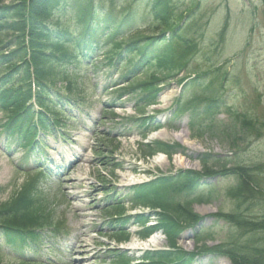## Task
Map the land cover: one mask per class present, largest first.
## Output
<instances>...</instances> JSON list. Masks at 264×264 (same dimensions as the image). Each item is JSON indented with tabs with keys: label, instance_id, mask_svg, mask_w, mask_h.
Segmentation results:
<instances>
[{
	"label": "trees",
	"instance_id": "trees-1",
	"mask_svg": "<svg viewBox=\"0 0 264 264\" xmlns=\"http://www.w3.org/2000/svg\"><path fill=\"white\" fill-rule=\"evenodd\" d=\"M71 1L10 0L6 5L0 0V110L11 115L9 133H14L19 125L30 129L33 94L45 107L50 104V91L57 90L59 83L67 84L64 89L60 87L68 93L66 103L83 106L90 90L89 72L105 78L106 84L113 86H118L119 82H128L129 86L137 84L139 89L121 91L130 95L139 91L140 94L137 92L132 98L140 109L156 104L165 90L163 85L167 79L183 72L185 78L195 76L187 82L186 89L194 86L202 90L190 100L189 128L194 138L210 132L221 139L235 141L237 148L243 146L239 143L240 138H243V144L262 138L264 122L260 120L238 116L234 125L222 122L219 125L217 115L223 104L219 85L223 74L219 68L209 81L206 79L209 73H196L192 69V62L200 53L199 43L192 35L193 7L182 0H132L126 8L116 5L115 0ZM67 5L77 9L81 28L70 31L69 27L61 34L57 31L58 13ZM98 11L105 16L104 23L93 24ZM145 18L151 20L147 28L152 35L138 32L139 21ZM132 32L136 33L130 36ZM101 51L104 60L94 63L93 55ZM115 73L119 76L113 81ZM139 75L143 80L136 83L134 80ZM184 113L183 110L177 111L175 119H180ZM40 119L46 121L42 114ZM150 121L153 123V119ZM134 123L139 124L145 136L149 130L147 120L139 119ZM55 124L59 125L60 119ZM239 134L241 137H236ZM149 149V155L161 151L169 156L182 150L179 146L162 142H156ZM209 157L212 156L204 155L205 159ZM224 167L222 171L207 168L203 173L179 171L131 191L134 202L161 210L156 213L160 225L147 229L143 236L162 229L171 247L170 251L147 253L142 264H193L197 258L206 255L226 257L232 264H264V164ZM219 175L238 179V185L228 193L236 202V210L216 216L235 232L230 242L212 248L203 245L196 252L187 253L177 247V240L189 226L202 218L180 204L173 205L169 197L171 194H193L200 188L204 177ZM212 196L210 193L204 202H209ZM30 203L27 195L8 208L6 205L0 208V216H3L0 218V232L8 240H13L11 234H14L24 241L32 228L44 222L41 218L25 217ZM18 214L21 218L17 217ZM136 222H141L140 217ZM120 264H131V260L122 257Z\"/></svg>",
	"mask_w": 264,
	"mask_h": 264
},
{
	"label": "rangeland",
	"instance_id": "rangeland-1",
	"mask_svg": "<svg viewBox=\"0 0 264 264\" xmlns=\"http://www.w3.org/2000/svg\"><path fill=\"white\" fill-rule=\"evenodd\" d=\"M115 1L116 4H121L120 0ZM182 3L193 7L192 35L200 47L197 59L192 62V69L199 73L222 68V72L226 74L221 83L220 94L223 95L224 106L220 112L219 125H222L221 122L234 125L238 115L264 122V0H182ZM124 5H128V2ZM71 16L72 12L68 10L63 21L69 20ZM144 29L146 28L141 29V33L152 35L151 31ZM182 77L184 76L175 77L165 93L172 100L163 103L161 99L157 108L146 109L147 116L156 114L161 124L171 121L173 114L169 111L173 108L175 98L180 95ZM193 91L200 92L194 88L187 90V93L191 95ZM116 97L117 94L111 89H97L82 114L79 115L76 109H72L73 119L67 120V125L73 126V131L68 133L70 138L66 136L62 142L60 140L61 143L53 144L58 149L62 148L61 156L53 158V166L56 167L61 162L65 166L63 169L55 168L54 175L44 177V182L40 184L43 191L41 197L47 195L54 215L63 222L64 235L56 239L53 234L46 233V241L52 242L57 253H50L47 246L42 245L38 256L43 264L50 261V264H110L108 250L117 245L109 232L108 203L105 198L108 192L116 188L117 201H122L125 197L122 188L128 185L127 178L134 176L136 180L144 182L193 167L195 170L211 168L220 171L224 166L230 169L238 165L254 167L264 163V130L262 138L251 143L243 144V138H240L239 143L243 146L237 148L235 141L224 140L210 133L202 138H193L187 127L188 119L185 118L183 122H173L179 127V131L165 128L160 131L162 137L152 139L151 142L180 144L188 150V157L179 154L172 159L167 157L168 165L165 168L157 166L153 159L146 158L145 148L140 146L146 140L139 136L128 138L122 135L126 129H130L125 121L127 116L134 115L136 109L132 104L127 105L126 110L121 109V103L113 106ZM115 109L119 110V116H115ZM163 113L167 116L162 117ZM4 122L5 119L0 114V125ZM183 130L186 132L182 133ZM239 136L241 134L236 137ZM16 145L8 144L4 136L0 135V190H3L0 203L11 201L17 196L18 188L29 180L26 171L35 166L32 161H43L42 157L34 154L26 162L24 156L27 150L23 147L21 151H17ZM52 153L55 155L57 151L53 150ZM206 153L213 154L214 158L206 163L197 160V157ZM185 158L191 161L190 167L182 164ZM46 160L44 157V161ZM177 161L181 164L176 165ZM237 184V179L230 176L209 178L194 196L181 198L182 202L195 199L187 209L205 219L197 227V232L192 228L181 237L178 241L180 248L193 252L200 247L201 243H197L196 235L205 238L203 243L208 247L230 240L235 231L228 225L217 222L214 215L234 211L236 203L228 197V192ZM212 191L214 194L211 202L202 205L197 201L207 198ZM203 207H207L209 212L201 213L199 209ZM140 211L143 210L138 208L133 213ZM141 229L132 228L131 241L122 245L123 250L132 257H140L145 251L140 250L145 247L140 244L141 240L136 234ZM210 235L213 236L212 240L208 238ZM163 238V244L149 248H167L168 242L164 236ZM4 252L8 253L7 250ZM22 252L10 253V261L3 264H17V259H28L33 254L28 249ZM208 260V257L205 258L204 264H210ZM215 264L231 263L223 258Z\"/></svg>",
	"mask_w": 264,
	"mask_h": 264
},
{
	"label": "bare ground",
	"instance_id": "bare-ground-1",
	"mask_svg": "<svg viewBox=\"0 0 264 264\" xmlns=\"http://www.w3.org/2000/svg\"><path fill=\"white\" fill-rule=\"evenodd\" d=\"M170 98L168 95L163 96L162 100L164 103L170 102ZM182 133H185L186 131L183 130L181 131ZM162 137V133H156L154 134L153 138H161ZM180 137V136H179ZM177 139H179L178 137H176ZM182 160V159H181ZM153 162L155 165L160 166L162 168H165V165H168V159L166 158V156H164L163 154H159L158 156H155L153 158ZM182 164H185L186 167H190L191 161L187 158H185L184 160H182ZM176 165L181 164V162L177 161ZM198 166V163H196L195 167ZM194 169V167L192 168ZM199 211L203 214L208 213L209 209L207 207H203L200 208ZM165 242L163 236L157 234L155 235L153 238H151V240L147 241L146 243H144V247H148V246H160L161 244H163Z\"/></svg>",
	"mask_w": 264,
	"mask_h": 264
}]
</instances>
